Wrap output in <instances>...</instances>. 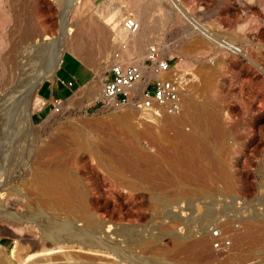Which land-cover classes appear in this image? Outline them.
<instances>
[{"label": "rangeland", "instance_id": "obj_1", "mask_svg": "<svg viewBox=\"0 0 264 264\" xmlns=\"http://www.w3.org/2000/svg\"><path fill=\"white\" fill-rule=\"evenodd\" d=\"M70 1L0 0V96L38 67L39 57L28 63L23 56L28 42L52 43L64 24L74 32L77 24L88 20L91 7L103 0H75L73 7ZM113 1L129 14L146 18L150 40L167 46L162 54L182 56L194 66L195 80L184 102L206 120L207 136H189V123L172 125L159 117L135 114L128 123L106 118L105 109L132 113L126 104L106 108L95 103L114 36L108 34L101 52L98 39L86 28L77 49L70 43L71 32L67 33L62 54L70 51L77 56L90 69V79L54 111L36 98L44 81L56 76V69L32 90V123L0 125V257L30 264L25 259L29 254L51 247L42 237L46 224L65 235L64 221H73L76 214L74 201L52 195L33 179L37 168L57 167L67 171L76 189L85 193L94 219L111 221L117 229L132 228L138 238H148L144 254L154 264H264V0ZM194 21L208 26L227 46L197 32ZM28 28L34 30L32 39L26 38ZM144 47L133 49L138 59L143 58ZM18 87L17 95L24 90ZM185 118L189 120L188 115ZM68 120H81L82 126L70 134L64 126ZM200 131L193 129L197 136ZM135 147L143 153L123 165L120 174L104 169L95 159V148L118 161ZM125 180L146 187L131 188ZM219 198L230 201L218 210ZM234 198H245V213L238 218ZM206 208L212 211L208 219L203 216ZM217 216L227 220L221 234L214 236ZM73 223L82 227L81 220ZM205 234L210 238L202 246L192 243V238ZM175 235L190 236L175 245ZM221 236L230 238L226 249L214 245ZM61 245L60 252L51 254L60 260L49 263L72 264L63 263L65 253L110 263L118 260L113 252L86 254L70 241Z\"/></svg>", "mask_w": 264, "mask_h": 264}, {"label": "bare ground", "instance_id": "obj_2", "mask_svg": "<svg viewBox=\"0 0 264 264\" xmlns=\"http://www.w3.org/2000/svg\"><path fill=\"white\" fill-rule=\"evenodd\" d=\"M90 1L92 2V0H89V2ZM70 3H71V7H73L75 5V0H71ZM68 5H70V4H68ZM128 14L129 13L126 10V8H121V6L118 3H114V1L112 2V0L111 1L103 0L102 5L101 4L100 5H94L91 7L90 17L88 18V20H83L81 23L77 24L74 32H71L70 30H68L69 26L66 27V25L63 23L64 25L61 24V26L63 25V27L61 28L60 36L58 37L57 40L55 39V41H53L52 43L45 44L41 41L38 43L37 46H35L32 43V41L28 42L26 44V53L25 54L23 53V56H25V60H28V63L32 57H35V58L39 57V59H40L39 65H37L38 66L37 68L31 69V71H33L31 74H27L22 79L20 77V79H21L20 84L11 85L10 88L8 90L4 91L2 96H0V117L2 119L0 121V125H2V126L7 125V127L11 128L13 126H20L21 127L20 124H23L24 122L27 123L28 125H30L32 123L31 112L33 110V100H34V99L31 100L32 90L36 89V87L38 86V84L42 78L53 75L54 72L56 71L58 64H59V61H60L61 56H62L61 46H62V43L64 42L63 40L65 39L67 33L70 34V32H71L72 37H71L70 43L72 44V46L73 45L76 46L75 48L77 49L79 41H81V39L83 38L82 35L84 34V31L87 29L88 31H86V32H89L91 35H93L92 37L95 36L96 39H98L97 40L99 43L98 49L102 52V49H104V45L102 44V42L108 38V34H109V37H111L113 35L115 38V35H116V33L119 29V26L121 24L122 18ZM134 17L138 20V22L140 24L139 30L131 38L133 49L137 50V49L141 48V46L143 44L148 43L149 40L151 39V36L149 34V30H150L149 29V23L146 20V18H144L142 16H138V15H136ZM25 32H26L25 33L26 38L32 39V35L34 33V30H31V29L29 30V28H28V30H26ZM89 33L87 35H90ZM160 45H161V52H162L163 48H165L167 46L166 45L164 46V43L160 44ZM226 46H227V42H226ZM11 57H13V56H11ZM22 59L20 61H22ZM23 62L24 61H22V63ZM11 66H12L13 75H14L15 74L14 69L16 68V66L13 64ZM17 67H19V66H17ZM101 77H106L105 72H104L103 76H101ZM18 86H23L24 90L17 95L16 93L21 90L20 87H18ZM185 101L186 102H184L183 107L180 111H178L176 113L162 114V115H155L151 112L142 111V110L136 108V106L134 105V102L132 100H128L127 102L119 104L117 106L103 105L101 107L116 108V107H119L120 105L126 104L128 109H130V113L132 112L131 114H129L127 112H124V113L118 112L119 108H117V111L111 110V112H108L106 109L102 111L106 114V116H105L106 118L114 119V120H117V121H120L123 123H126L127 120L130 119L131 115L133 116L135 114L145 116V117H151V116L152 117H159V118L166 120L167 122H169L172 125H180V124L189 123L190 127H188V131L185 129L187 131L186 134H188L189 136L191 135V136L200 137V138L205 139L207 136V131H208L206 120L203 117H201L199 114H197L196 110H195L196 112H194V108H193L194 106L193 105H191L189 102H187V100H185ZM186 115H188V117H189L188 121H186V118H185ZM97 120H99V119H97ZM64 126H65L66 132H68L70 134L71 133L74 134L82 126V121L81 120H74V121L68 120L64 124ZM187 126H188V124H187ZM177 127L178 126H176V128ZM184 127H186V126L184 125ZM198 127L201 128V131L197 136L196 134L193 133V129L194 128L196 129ZM129 129H131V128H129ZM68 136H70V135H68ZM142 150H141V148H138V147L127 149L125 151V153H127V154L126 155L121 154L122 156L119 157L118 161L117 160L115 161V159L111 156L103 155L101 153V151H99L97 148L94 149V152L96 153L95 159H97L96 161L98 162V164H100V166H102L104 169L105 168L108 169L113 174H120L121 167L125 164L128 165L132 161L136 160V158H138L139 155L143 153ZM41 165H42V163H41ZM130 169H131V167H130ZM33 170H35V169H33ZM139 173H141V172H139ZM33 179L35 181H37L38 183H40L41 185H43L47 189V191L49 193H51L52 195L54 194V196H57V197L61 196L62 199L64 197V199H66L67 201L73 200L74 204H75L76 214L74 213L75 216L73 217V221H69V222L64 221L63 224L66 225V230H64V233H63V234H65L64 236H62L61 232H59L60 229H59V231H55L56 226L53 227L52 224H49V225L46 224L47 227L43 228L42 237L46 238L49 241V244L51 245V247L44 249L43 250L44 253L34 252V253L29 254L25 259L27 261H31V262H29L30 264H39L42 262H45V264H54V263H49V262H54L56 260H60V258H53L51 256V254L60 252V250L62 248L61 243L65 242V241H70L72 243H75L76 245H80L81 248H83L86 251V254L99 253V252H102V250H104L108 253L113 252V254L118 258V260H117V262L110 263V262L101 261V259L95 260V259H91L88 257H80V256L74 257L71 254L65 253L62 255V258H61L63 260V263H69L70 262L72 264H122V263L123 264H154L153 262H151V260H148L144 254V250L146 249L145 244H146L148 238H146V239L144 237L138 238V234H137L136 230H134L132 228L131 229L130 228L117 229L116 227H114V225L111 223V221H103V220L94 219L92 212L88 209L85 193L81 190L76 189L75 185L73 184V181L69 178L67 171L62 170V169L57 168V167H54V168L39 167L33 172ZM34 180H33V184L35 183ZM126 185L131 187V188H134V187L135 188H138V187L144 188V187H146L141 182H134L133 183L131 181H126ZM57 197H55V198H57ZM196 205H197V208L200 210V205L199 204H196ZM176 206H174V207L176 208ZM188 207L191 209V211L194 210L192 207H190V206H188ZM203 216L207 219L210 218L212 216V211L208 208L204 209ZM77 220L82 221V227H77L74 225L73 222H75ZM244 221H245V219H243V222ZM58 227L60 228V226H58ZM186 234H189V232ZM143 236H144V234H143ZM189 236L190 235L183 237L181 235V237H180V236L175 235V236H173V243L175 245L181 244ZM207 237L210 238V236L208 234H205L204 236L200 237L199 239H193L192 238L191 241L196 246H202ZM156 239H158V238H156ZM151 240H153V239H150V241ZM121 242H122V244H121ZM147 243H150V242H147ZM39 256H46V257L38 258ZM0 258H2V257H0ZM162 259H164V258L162 257ZM40 261H42V262H40ZM0 264H15V262L12 261L8 256L6 257L5 255H3V258L0 260ZM161 264H169V262H163Z\"/></svg>", "mask_w": 264, "mask_h": 264}, {"label": "built area", "instance_id": "obj_3", "mask_svg": "<svg viewBox=\"0 0 264 264\" xmlns=\"http://www.w3.org/2000/svg\"><path fill=\"white\" fill-rule=\"evenodd\" d=\"M193 27L208 39L226 43L221 38L213 36L209 27L200 22H192ZM140 24L132 15L122 18L119 29L114 38V45L109 51L106 77L101 83L99 96L95 103L100 106H117L132 100L136 108L151 112L155 115L171 114L180 111L184 104V94L195 80V69L182 56L170 57L161 52V45L157 41L145 44L144 56L140 60L133 52L131 38L139 30ZM67 87L74 84L72 78L61 79ZM61 100L52 102V109L58 111ZM45 102H43L44 104ZM218 210L230 201L219 198ZM245 198H234L236 218L243 210ZM241 209V211H239ZM225 216H217L213 224L212 234L217 236L223 230ZM238 226V224H236ZM223 244L226 249L230 244L229 237H219L215 246Z\"/></svg>", "mask_w": 264, "mask_h": 264}, {"label": "crops", "instance_id": "obj_4", "mask_svg": "<svg viewBox=\"0 0 264 264\" xmlns=\"http://www.w3.org/2000/svg\"><path fill=\"white\" fill-rule=\"evenodd\" d=\"M90 77V69L72 52L65 51L59 61L56 76L44 81L38 90L36 100L41 101V103L46 102V106L50 107L53 101L64 100L69 97L73 91L75 92L72 97L76 95L79 91V87L86 83ZM62 78H72L74 81L73 86L67 87L64 85L61 81Z\"/></svg>", "mask_w": 264, "mask_h": 264}]
</instances>
